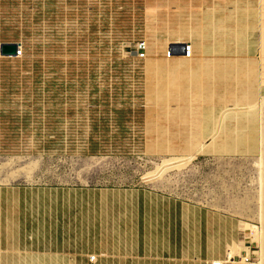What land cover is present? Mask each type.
<instances>
[{
    "label": "rangeland",
    "instance_id": "1",
    "mask_svg": "<svg viewBox=\"0 0 264 264\" xmlns=\"http://www.w3.org/2000/svg\"><path fill=\"white\" fill-rule=\"evenodd\" d=\"M4 42L0 205L41 218L150 184L238 216L255 230L232 261L264 264V0H0Z\"/></svg>",
    "mask_w": 264,
    "mask_h": 264
},
{
    "label": "crops",
    "instance_id": "2",
    "mask_svg": "<svg viewBox=\"0 0 264 264\" xmlns=\"http://www.w3.org/2000/svg\"><path fill=\"white\" fill-rule=\"evenodd\" d=\"M106 193L105 204L51 206L41 218L0 205V264H236L230 249L249 243L239 217L221 208L150 184Z\"/></svg>",
    "mask_w": 264,
    "mask_h": 264
},
{
    "label": "water",
    "instance_id": "3",
    "mask_svg": "<svg viewBox=\"0 0 264 264\" xmlns=\"http://www.w3.org/2000/svg\"><path fill=\"white\" fill-rule=\"evenodd\" d=\"M18 42H4L0 45V54L2 56H12L17 53ZM170 51L173 54H185L186 45L184 43H173L170 45Z\"/></svg>",
    "mask_w": 264,
    "mask_h": 264
},
{
    "label": "bare ground",
    "instance_id": "4",
    "mask_svg": "<svg viewBox=\"0 0 264 264\" xmlns=\"http://www.w3.org/2000/svg\"><path fill=\"white\" fill-rule=\"evenodd\" d=\"M146 43V42H145ZM177 44H181V43H183V42H176ZM171 44H173V43H171ZM170 44V45H171ZM185 44V43H184ZM186 45V49H187V45H190V44H185ZM146 47H147V51H148V44H146ZM190 49H191V54H190V56H187V50H186V52H185V54H173V53H171V51H170V46H169V50H168V52H167V58H171V57H173L174 55H185V57L187 58V59H190L191 57H192V53H193V47L190 45ZM146 54H147V52H146ZM146 54H145V57H146ZM244 226V228H245V230L247 231V233L248 234H250L249 233V231L252 229V230H255L252 226H248V225H246V224H244L243 225ZM249 236V235H248ZM243 250H245L244 251V254L242 253V251ZM232 250H230V252L228 253L229 254V256H228V260L229 261H232L233 259V253L232 252H234V251H232ZM239 254L242 256V258H241V263L243 262V263H245V262H247V260H248V258H249V256H250V254H251V250H250V248H249V246L247 247H243V246H240V248H239ZM237 264V263H236ZM249 264V263H248ZM262 264V263H261Z\"/></svg>",
    "mask_w": 264,
    "mask_h": 264
},
{
    "label": "built area",
    "instance_id": "5",
    "mask_svg": "<svg viewBox=\"0 0 264 264\" xmlns=\"http://www.w3.org/2000/svg\"><path fill=\"white\" fill-rule=\"evenodd\" d=\"M136 47H137L138 58H140V59L145 58V54L147 52V47H146L145 41L144 40H140L137 43ZM186 50H187V56H190V54H191L190 45H187V49ZM20 55H22V49L18 45L16 56H20ZM250 247L252 248V246H250ZM90 258H91V260H94L95 256H91ZM212 264H219V262H212Z\"/></svg>",
    "mask_w": 264,
    "mask_h": 264
}]
</instances>
